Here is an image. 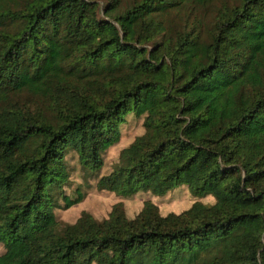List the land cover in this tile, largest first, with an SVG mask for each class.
Here are the masks:
<instances>
[{
	"label": "trees",
	"instance_id": "16d2710c",
	"mask_svg": "<svg viewBox=\"0 0 264 264\" xmlns=\"http://www.w3.org/2000/svg\"><path fill=\"white\" fill-rule=\"evenodd\" d=\"M0 102V264H264V0H0ZM129 112L144 131L96 187L214 202L60 222L63 152L99 169Z\"/></svg>",
	"mask_w": 264,
	"mask_h": 264
},
{
	"label": "rangeland",
	"instance_id": "374dc122",
	"mask_svg": "<svg viewBox=\"0 0 264 264\" xmlns=\"http://www.w3.org/2000/svg\"><path fill=\"white\" fill-rule=\"evenodd\" d=\"M98 1L101 3V6L105 3V0ZM210 10V5L193 6V4H190V24L196 22L195 17L200 15V13L205 16V19H209ZM12 100H16L19 105L30 106L32 109L34 107L42 108L44 105V101L40 97L26 90L12 94ZM143 119L144 114L135 115L133 112L126 114L125 120L120 124L119 139L102 152V165L99 169H84L80 163L78 154L72 149H67L63 152L61 162L68 173V180L63 185V188L71 197H76L78 190L82 193V198L67 207H64L63 201L60 200L62 205L60 207H54L56 218L60 222L67 223L75 221L82 210L89 211L96 218H103L107 216L112 204L117 201L123 202L125 212L128 216L136 214L147 199L156 203L159 211L163 214L169 211H182L189 207L195 200L206 203L214 202L215 197L212 194L195 195L188 189L186 184L175 186L164 194H153L148 190H140L130 195H123L96 187L97 178L112 169L119 151L136 135L144 131ZM4 250V243L0 242V253Z\"/></svg>",
	"mask_w": 264,
	"mask_h": 264
}]
</instances>
